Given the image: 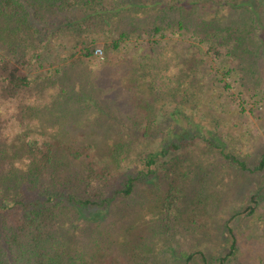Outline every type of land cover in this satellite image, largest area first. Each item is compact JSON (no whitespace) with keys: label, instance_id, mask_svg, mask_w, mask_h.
Wrapping results in <instances>:
<instances>
[{"label":"trees","instance_id":"trees-1","mask_svg":"<svg viewBox=\"0 0 264 264\" xmlns=\"http://www.w3.org/2000/svg\"><path fill=\"white\" fill-rule=\"evenodd\" d=\"M99 40L129 99L141 94L154 118L149 127L167 124L159 145L119 176L112 168L140 142L110 140L111 160L94 142L31 129L42 111L76 103L53 78L69 79V68L52 67L48 75L33 68L60 49L73 68L98 59ZM160 72H169V84H160ZM262 105L264 0H0V264H247L232 228L230 249L212 258L203 251L198 258L175 240L194 231L195 213L215 214L221 205L211 178L216 168L196 160L192 184H180L177 193L174 185L164 194L152 183L201 143L219 149L222 169L228 161L245 173L264 171V148L251 167L219 130ZM148 184L152 198L140 195Z\"/></svg>","mask_w":264,"mask_h":264},{"label":"rangeland","instance_id":"rangeland-1","mask_svg":"<svg viewBox=\"0 0 264 264\" xmlns=\"http://www.w3.org/2000/svg\"><path fill=\"white\" fill-rule=\"evenodd\" d=\"M95 47L96 50H102L101 54L96 53L98 59L78 62L74 68L71 67L73 59L67 58L68 55H65L61 49L58 55L49 58L43 66L36 65L33 68L34 75L46 73L54 67L69 68V79H60L59 76L62 74L53 75V78H56L55 85L62 83L66 85L67 94L75 97L73 100L76 103L68 99L69 102L63 109L55 107L46 112L42 111L45 114L42 121L33 119L35 126L31 129L38 132L44 131V135L51 138L60 137L64 140L94 142L99 154L111 157V160L113 157L110 140L126 143L140 142L141 146L137 145L133 151H130L131 153L122 152L119 157L120 162L112 168L117 176L124 175L136 169L133 158L143 157L153 146L159 145L158 140L164 137L167 124L160 121L155 129L149 127V125H155L151 124L154 118L150 113L148 114V109L141 106L144 102L141 94L135 92L132 99H129V93L132 94V92L118 84V81H121L118 75L120 71L116 65L109 64L107 47L101 40L96 43ZM50 71L46 75L52 74ZM163 74L160 72L158 77L160 84H169L170 80L166 77L169 72ZM112 86L115 88L113 89ZM131 87L128 86L129 89ZM138 99L140 106L137 103ZM81 106H87V108L80 113L75 112V109ZM67 109L74 113L63 114ZM1 110L4 117L9 114V111L3 108ZM58 115L63 116L64 124H60L55 119ZM236 120H238L237 117L233 116L231 120L221 123L219 130L226 135L223 142H227L231 151L233 150L240 159L248 160L249 166L253 167L259 160V152L264 148V105L255 109L253 114L250 113L243 121H239L240 123ZM221 156L218 148L201 143L195 149L186 150L180 155L182 161L178 167L163 168L161 175L152 184L164 194L169 190L168 184L174 185L175 189H172V193H177L180 184L186 186L192 184V178L195 177L194 163L196 160H202L205 165H208L205 170L216 168L218 173L211 174V178L214 179L213 183L215 182L216 188L222 193L221 205L218 209H214L215 214H212L210 209L208 212L204 210L201 214L195 213L193 215L195 224H192L195 229H191L194 231L180 232L175 240L180 245H185L187 249H195L198 258L200 257L198 254L202 251L212 258L230 249L234 232L237 237V254L241 261L247 264H264V171L254 174L245 173L227 160L228 166L222 169ZM152 184L142 186L140 195L152 198L154 196ZM259 189L260 193L254 199L257 201H253L252 194ZM148 203L151 202L148 201ZM251 207H254L253 213H251ZM98 214H88L87 218L95 219V215ZM150 215L147 214L142 218L149 219ZM230 228L233 232H230ZM169 243L170 241L165 246L168 253H170ZM210 264L219 263L212 260Z\"/></svg>","mask_w":264,"mask_h":264},{"label":"built area","instance_id":"built-area-1","mask_svg":"<svg viewBox=\"0 0 264 264\" xmlns=\"http://www.w3.org/2000/svg\"><path fill=\"white\" fill-rule=\"evenodd\" d=\"M96 53L101 54V53H102V50H101V49H97V50H96Z\"/></svg>","mask_w":264,"mask_h":264}]
</instances>
